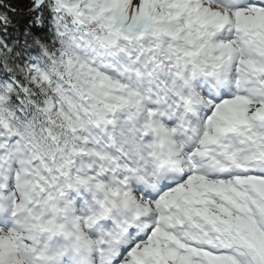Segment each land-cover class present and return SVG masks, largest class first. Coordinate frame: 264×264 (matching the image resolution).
I'll return each instance as SVG.
<instances>
[{
  "label": "snow or ice",
  "instance_id": "1",
  "mask_svg": "<svg viewBox=\"0 0 264 264\" xmlns=\"http://www.w3.org/2000/svg\"><path fill=\"white\" fill-rule=\"evenodd\" d=\"M0 264H264V0H0Z\"/></svg>",
  "mask_w": 264,
  "mask_h": 264
}]
</instances>
